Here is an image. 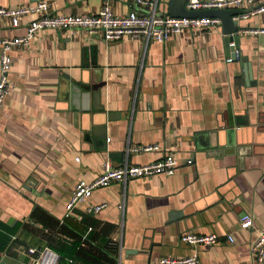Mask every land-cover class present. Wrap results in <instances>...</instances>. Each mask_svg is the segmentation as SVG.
<instances>
[{
  "label": "crops",
  "instance_id": "crops-1",
  "mask_svg": "<svg viewBox=\"0 0 264 264\" xmlns=\"http://www.w3.org/2000/svg\"><path fill=\"white\" fill-rule=\"evenodd\" d=\"M39 1L49 15L96 14L106 1L114 15L134 8L125 0H0V7ZM228 9L242 12L232 17L239 29L264 24L252 7ZM167 11V0H158L156 12ZM36 16L16 27L0 17V37L22 36ZM227 27L220 20L164 42L46 28L11 49L0 105V264H34L28 249L43 247L58 254L56 264L192 255L198 264H253L249 248L264 229V34ZM235 35L241 57L226 62ZM148 144L159 149L127 155ZM165 156L177 160L174 174L112 182L66 211L74 184L95 179L104 162ZM245 213L253 224L241 229ZM184 233L220 240L191 246L180 241Z\"/></svg>",
  "mask_w": 264,
  "mask_h": 264
},
{
  "label": "built area",
  "instance_id": "built-area-1",
  "mask_svg": "<svg viewBox=\"0 0 264 264\" xmlns=\"http://www.w3.org/2000/svg\"><path fill=\"white\" fill-rule=\"evenodd\" d=\"M131 4L132 8L127 14L114 15L107 3L101 7L96 14L82 15H49L46 14L48 4L39 1L27 6L17 8L0 7V17L6 18L12 27L18 26L19 20L29 14L37 16L29 21L26 32L22 36L0 37V105L8 93V74L12 65L10 51L12 48L29 45L36 34L42 29H81L88 33L102 31L105 40H118L124 35L133 38H141L145 42L153 39L157 42H164L172 34H180L186 29H208L220 24L218 17L210 16H172L159 14L156 12L158 0H125ZM249 6L251 15L264 13V1L259 0H187L186 8L189 10L200 9H228L239 6ZM143 10V11H142ZM248 13V14H249ZM243 33L264 34V24L256 28H243ZM230 54L226 62L239 59L241 53L236 47L234 39L228 41ZM159 149L157 144L130 146L127 148V155L130 152H150ZM191 163V160H188ZM178 162L172 156H165L159 160L148 164H130L125 160L119 166H112L109 162H104L103 171L95 179L78 180L72 189L71 196L65 205L66 211H70L73 206L89 198L97 188L107 187L112 182H120L123 185L129 179L142 178L152 175L174 174ZM105 204H99L88 208L89 212H97ZM253 224L252 216L245 213L240 218V228L247 229ZM220 236L214 233H184L180 236L182 243L198 246L212 245L219 242ZM226 242L232 243L233 236L226 234ZM253 257V264H264V229L260 230L256 239L249 248ZM28 252L35 254L34 264H56L58 254L49 247L40 249L29 248ZM160 264H198L195 255L184 257L165 256L159 260Z\"/></svg>",
  "mask_w": 264,
  "mask_h": 264
},
{
  "label": "water",
  "instance_id": "water-1",
  "mask_svg": "<svg viewBox=\"0 0 264 264\" xmlns=\"http://www.w3.org/2000/svg\"><path fill=\"white\" fill-rule=\"evenodd\" d=\"M168 2V15L172 16H210V17H218L221 20V24L225 28V33L232 34L236 31L243 29L242 27L239 29V20L237 18L232 19L234 15H239L242 12L238 10H229V9H200V10H189L186 8V0H167ZM233 26H231V25ZM237 35L231 36V39H237ZM236 42V41H235ZM237 47V44H236ZM248 66V65H247ZM243 70L247 72L248 80L250 79V71L247 68L243 67Z\"/></svg>",
  "mask_w": 264,
  "mask_h": 264
}]
</instances>
